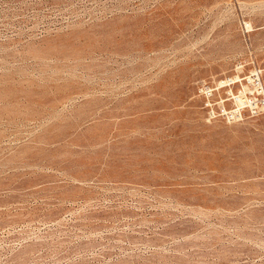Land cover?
I'll list each match as a JSON object with an SVG mask.
<instances>
[{
	"label": "rangeland",
	"instance_id": "374dc122",
	"mask_svg": "<svg viewBox=\"0 0 264 264\" xmlns=\"http://www.w3.org/2000/svg\"><path fill=\"white\" fill-rule=\"evenodd\" d=\"M263 67L264 0H0V264H264V113L199 94Z\"/></svg>",
	"mask_w": 264,
	"mask_h": 264
},
{
	"label": "built area",
	"instance_id": "2783aa9c",
	"mask_svg": "<svg viewBox=\"0 0 264 264\" xmlns=\"http://www.w3.org/2000/svg\"><path fill=\"white\" fill-rule=\"evenodd\" d=\"M245 31L249 33L250 26L243 23ZM253 82L256 77L253 76ZM261 90V92H258ZM199 94L204 98L206 108L209 111L210 119L216 120L218 118H226L228 120H241L246 114L259 116L264 113V92L262 89L256 88V91L250 95L236 96L232 95L233 107L229 108L223 100L218 107L213 105L217 89L209 85L207 82H202L199 85Z\"/></svg>",
	"mask_w": 264,
	"mask_h": 264
},
{
	"label": "bare ground",
	"instance_id": "6f19581e",
	"mask_svg": "<svg viewBox=\"0 0 264 264\" xmlns=\"http://www.w3.org/2000/svg\"><path fill=\"white\" fill-rule=\"evenodd\" d=\"M262 66H263V64H262ZM261 67V66H260ZM263 69H264V67H263ZM215 72H217V71H215ZM219 73H220V71H219ZM215 75V74H214ZM218 76V75H217ZM216 76V77H217ZM245 76V75H244ZM254 77H256L255 78V80L257 81V83L255 84V87L256 88H259V89H262L263 90V92H264V84H263V82H262V79H261V71H258V72H256L254 75H253ZM226 78V77H225ZM208 80H209V78H208ZM254 80V81H255ZM216 81V80H215ZM242 81V79H241V77H239V76H237V77H235V78H233L232 80H231V84L230 85H233V84H236V83H238V82H241ZM250 81L252 82V77H250ZM218 82V81H217ZM227 82L228 81H225V82H221V84L220 85H224V84H226L227 85ZM218 84V83H217ZM216 84V85H217ZM215 85V86H216ZM258 92H261V90H258ZM151 93V92H150ZM221 94V93H220ZM223 95V94H222ZM41 97H42V95H41ZM40 97V98H41ZM44 97V96H43ZM148 97H150V96H148ZM38 98V97H37ZM35 99V98H34ZM39 99V98H38ZM37 100V99H36ZM40 100V99H39ZM44 100V99H43ZM55 101V100H54ZM54 103V102H53ZM169 106V105H168ZM200 107H202V104H201V106ZM248 115V114H247ZM250 115V114H249ZM112 116V115H111ZM110 116V117H111ZM260 117H261V115H260ZM116 118V117H115ZM112 119V118H111ZM118 121V120H117ZM244 121H245V119H244ZM106 122H108L107 121V119H106ZM109 122H113V121H109ZM116 122V121H115ZM249 122V121H248ZM102 123V122H101ZM228 123V122H227ZM238 123H239V121H238ZM243 123V122H242ZM109 124V123H108ZM115 125V124H114ZM113 125V126H114ZM249 125V124H248ZM99 126V125H98ZM104 126V125H103ZM110 127H112V125L110 124ZM243 127V126H242ZM93 128V127H92ZM105 128V127H104ZM109 127H107V129H108ZM99 129V128H98ZM97 130V129H96ZM103 130V129H102ZM99 132H100V130H99ZM77 136V135H76ZM88 136V135H87ZM49 137H50V135H49ZM95 137V136H94ZM77 137H75L74 139H76ZM102 138H104L103 136H102ZM45 139V138H44ZM96 139H97V137H96ZM89 140H92V138H90ZM80 141V140H79ZM79 141H77L78 142V144H79ZM95 143V142H94ZM93 143V144H94ZM43 146V145H42ZM40 147V146H39ZM46 147V146H45ZM72 147V146H71ZM36 148V147H35ZM77 148V147H76ZM102 148V147H101ZM41 149V148H40ZM75 149V148H74ZM34 150V149H33ZM38 150V149H37ZM71 150V149H70ZM82 150V149H81ZM27 151V150H26ZM32 151V150H31ZM106 151V150H105ZM108 151V150H107ZM64 152V151H63ZM84 152V151H83ZM111 152H112V150H111ZM88 153V152H87ZM99 153V152H98ZM24 155V154H23ZM89 155V154H88ZM87 155V156H88ZM81 156V155H80ZM72 157V156H71ZM82 157V156H81ZM80 157V158H81ZM84 157V156H83ZM65 158V157H64ZM79 158V157H78ZM85 158V157H84ZM92 158V157H91ZM86 159V158H85ZM95 159H96V157H95ZM78 160V159H77ZM88 161V160H87ZM85 162H86V160H85ZM80 163V162H79ZM92 163V162H91ZM103 163V162H102ZM89 164V163H88ZM115 171V170H114Z\"/></svg>",
	"mask_w": 264,
	"mask_h": 264
}]
</instances>
